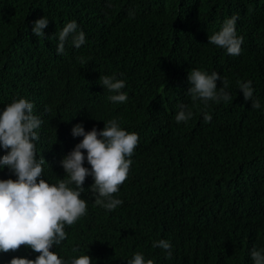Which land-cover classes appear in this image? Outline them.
<instances>
[{"label":"trees","instance_id":"16d2710c","mask_svg":"<svg viewBox=\"0 0 264 264\" xmlns=\"http://www.w3.org/2000/svg\"><path fill=\"white\" fill-rule=\"evenodd\" d=\"M43 16L45 37H36L31 28ZM233 16L243 37L238 56L207 42ZM73 20L85 43L77 49L69 38L58 55V33ZM193 69L220 74L217 91L226 83L231 100L193 101ZM104 76L125 81L126 102L108 99ZM237 81L252 82L260 109ZM20 98L42 120L34 143L49 184L67 179L60 161L83 138L72 136L75 124L99 131L116 119L139 137L114 194L122 204L96 206L86 177V214L50 249L62 260L127 264L139 252L153 264H253L250 251L264 250V0H0V111ZM181 105L193 116L177 124ZM83 166L91 167L86 159ZM16 178L0 167V179ZM161 239L172 246L170 258L152 246ZM37 255L21 246L0 252V264Z\"/></svg>","mask_w":264,"mask_h":264},{"label":"clouds","instance_id":"9594fccd","mask_svg":"<svg viewBox=\"0 0 264 264\" xmlns=\"http://www.w3.org/2000/svg\"><path fill=\"white\" fill-rule=\"evenodd\" d=\"M129 17L134 18V11L129 12ZM237 19L238 16L226 19L218 32L208 36L207 42L224 49L228 55H240L243 37L237 36ZM47 25L48 18L45 16L35 20L31 28L32 34L45 37L43 30ZM77 28V22L73 20L59 31L56 44L58 55L64 54L69 38L77 49L85 43V33L77 31ZM84 63L81 58V64ZM217 80H221V76L216 71L209 75L193 69L187 75L190 85L187 93L193 101L200 100L205 105L209 101L228 102L231 95L225 90L227 84L217 91ZM251 83L237 81L244 100L251 101L252 108L260 109L259 101L253 99ZM99 84L113 93L108 97L111 102L127 101V94L121 91L125 87V81L104 76L100 78ZM33 107V103L20 98L13 100L0 111V148L6 152L0 156V167L7 166L17 177L15 180L0 179V252H15L21 246H27L38 253L34 260L13 257L9 264H92L88 255L66 261L50 249L67 239L65 225H73L86 214L87 203L81 199V193L89 175L94 180L90 190L94 194L96 206L111 211L122 204L121 200L114 198V194L127 179L132 164L130 157L138 145L139 137L134 132L122 129L116 119L104 122L103 129L99 131L93 127L86 132L81 124H75L71 129L72 136L83 138L60 161L67 179L59 181L58 184H49L41 178L46 161L42 156L37 159L34 142L39 139L36 130L40 128L42 120L33 115ZM192 116L193 112L187 110L186 105H181L175 120L177 124L186 123ZM203 119L208 123L212 116L205 112ZM82 149L86 150V157ZM85 159L90 168L83 166ZM70 184L76 186L75 190L68 186ZM152 246L167 250V256H172L169 241H154ZM72 251L77 252L79 248L74 247ZM250 257L253 264H264V250L253 248ZM127 264H153V261L145 260L137 252Z\"/></svg>","mask_w":264,"mask_h":264}]
</instances>
